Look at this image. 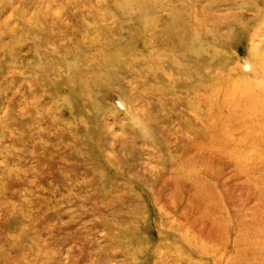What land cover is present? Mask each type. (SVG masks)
Segmentation results:
<instances>
[{"label": "rangeland", "instance_id": "1", "mask_svg": "<svg viewBox=\"0 0 264 264\" xmlns=\"http://www.w3.org/2000/svg\"><path fill=\"white\" fill-rule=\"evenodd\" d=\"M0 264H264V0H0Z\"/></svg>", "mask_w": 264, "mask_h": 264}]
</instances>
